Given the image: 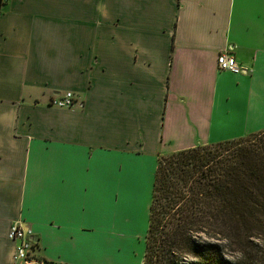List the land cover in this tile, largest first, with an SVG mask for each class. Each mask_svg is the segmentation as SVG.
Instances as JSON below:
<instances>
[{"label": "crops", "instance_id": "obj_1", "mask_svg": "<svg viewBox=\"0 0 264 264\" xmlns=\"http://www.w3.org/2000/svg\"><path fill=\"white\" fill-rule=\"evenodd\" d=\"M260 131L264 0H0V264H142L159 157Z\"/></svg>", "mask_w": 264, "mask_h": 264}, {"label": "trees", "instance_id": "obj_2", "mask_svg": "<svg viewBox=\"0 0 264 264\" xmlns=\"http://www.w3.org/2000/svg\"><path fill=\"white\" fill-rule=\"evenodd\" d=\"M256 236L264 131L159 157L142 264H264V249H249Z\"/></svg>", "mask_w": 264, "mask_h": 264}, {"label": "built area", "instance_id": "obj_3", "mask_svg": "<svg viewBox=\"0 0 264 264\" xmlns=\"http://www.w3.org/2000/svg\"><path fill=\"white\" fill-rule=\"evenodd\" d=\"M218 70L234 72L237 70V63L231 49H225L216 58ZM75 98L68 92L61 98L54 100L53 105L59 108H70L74 105ZM9 240L15 242L14 261L28 262L35 258L36 242L33 240V233L30 228L21 220L14 221L9 229Z\"/></svg>", "mask_w": 264, "mask_h": 264}, {"label": "rangeland", "instance_id": "obj_4", "mask_svg": "<svg viewBox=\"0 0 264 264\" xmlns=\"http://www.w3.org/2000/svg\"><path fill=\"white\" fill-rule=\"evenodd\" d=\"M260 239H262V238L256 236L255 239H254V243H257L258 246L257 247H254L253 246L254 244L253 245L250 244L249 249H251V250H253V248H255V249H261V248H263L264 249V239H262V240H260ZM225 244H226L225 246H227V248H228V242L227 241H225ZM229 252H230V249L228 248V253ZM137 260H139L138 256H136L134 258V262H136Z\"/></svg>", "mask_w": 264, "mask_h": 264}]
</instances>
